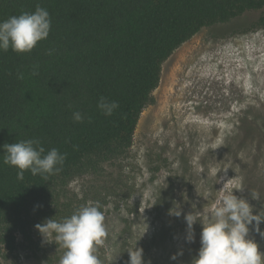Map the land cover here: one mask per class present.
<instances>
[{"label":"rangeland","instance_id":"374dc122","mask_svg":"<svg viewBox=\"0 0 264 264\" xmlns=\"http://www.w3.org/2000/svg\"><path fill=\"white\" fill-rule=\"evenodd\" d=\"M264 9L163 63L132 147L68 186L81 213L0 264H264Z\"/></svg>","mask_w":264,"mask_h":264},{"label":"trees","instance_id":"16d2710c","mask_svg":"<svg viewBox=\"0 0 264 264\" xmlns=\"http://www.w3.org/2000/svg\"><path fill=\"white\" fill-rule=\"evenodd\" d=\"M264 0H0V256L64 229L79 176L132 147L163 63ZM264 26V16L259 20Z\"/></svg>","mask_w":264,"mask_h":264}]
</instances>
